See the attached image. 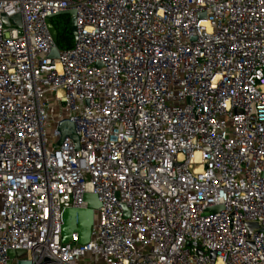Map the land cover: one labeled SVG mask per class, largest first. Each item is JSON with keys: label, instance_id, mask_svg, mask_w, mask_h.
I'll use <instances>...</instances> for the list:
<instances>
[{"label": "built area", "instance_id": "built-area-1", "mask_svg": "<svg viewBox=\"0 0 264 264\" xmlns=\"http://www.w3.org/2000/svg\"><path fill=\"white\" fill-rule=\"evenodd\" d=\"M85 193L90 240L63 243ZM21 259L264 264V0H0V264Z\"/></svg>", "mask_w": 264, "mask_h": 264}, {"label": "water", "instance_id": "water-1", "mask_svg": "<svg viewBox=\"0 0 264 264\" xmlns=\"http://www.w3.org/2000/svg\"><path fill=\"white\" fill-rule=\"evenodd\" d=\"M66 14L71 18V29L75 36L77 37V28H76V11L74 9L63 10L57 12L55 15L51 16L48 19V25L51 30V33L57 41V31L52 24V18L56 15ZM204 16V15H203ZM5 21L8 23L9 19L5 18ZM50 57L58 58L59 57V47L56 46L52 49ZM58 131L60 132V138L58 144H62L66 137H70L76 149L80 148L79 137L77 135L74 123L69 119H62L58 124ZM84 201L86 202L85 208H66L63 211V224H62V242L68 243L73 236V233L78 234V241L81 244L87 243L90 240L92 227L95 222V210L101 207V202L98 196L94 193H85L83 196ZM123 209L126 215H128V210L125 205ZM220 207H214L211 210H219ZM25 251H9L10 258L20 257ZM10 264V263H9ZM18 264H33L29 260H19Z\"/></svg>", "mask_w": 264, "mask_h": 264}, {"label": "trees", "instance_id": "trees-1", "mask_svg": "<svg viewBox=\"0 0 264 264\" xmlns=\"http://www.w3.org/2000/svg\"><path fill=\"white\" fill-rule=\"evenodd\" d=\"M52 24L57 31V45L66 50L74 46L76 38L71 29V18L69 15L60 14L52 18Z\"/></svg>", "mask_w": 264, "mask_h": 264}, {"label": "rangeland", "instance_id": "rangeland-1", "mask_svg": "<svg viewBox=\"0 0 264 264\" xmlns=\"http://www.w3.org/2000/svg\"><path fill=\"white\" fill-rule=\"evenodd\" d=\"M53 130H54V125H53L52 122H50L49 126H48V129H47L48 134H51L53 132ZM210 257H211L212 260H215L216 259V253L214 251H211L210 252Z\"/></svg>", "mask_w": 264, "mask_h": 264}]
</instances>
